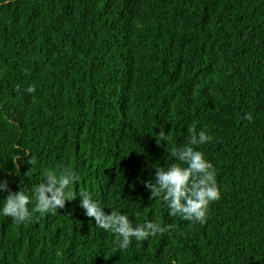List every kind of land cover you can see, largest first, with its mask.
Wrapping results in <instances>:
<instances>
[{"label": "trees", "instance_id": "trees-1", "mask_svg": "<svg viewBox=\"0 0 264 264\" xmlns=\"http://www.w3.org/2000/svg\"><path fill=\"white\" fill-rule=\"evenodd\" d=\"M193 129L219 189L204 224L143 183ZM57 165L103 211L172 227L121 249L77 195L0 216V264H264V0H0V178L15 192Z\"/></svg>", "mask_w": 264, "mask_h": 264}, {"label": "clouds", "instance_id": "clouds-1", "mask_svg": "<svg viewBox=\"0 0 264 264\" xmlns=\"http://www.w3.org/2000/svg\"><path fill=\"white\" fill-rule=\"evenodd\" d=\"M245 118L252 119L248 113H245ZM155 137L156 142L167 140L164 131H159ZM211 139L205 131L193 129L183 144L169 149L172 159L168 165H153L154 178L143 181L149 190V198H158L167 208L168 216H178L190 223L206 222L209 205L219 198V189L216 169L199 146ZM24 154L31 166L36 165L34 156L30 157L27 152ZM80 181L81 177L67 165L45 169L34 187L18 188L15 192L8 189L6 178H0V191H7V195L0 198V216L23 223L32 218L33 212L52 214L57 208H63L66 200L78 195L84 214L94 218L98 228L114 233L121 249L127 248L132 239L142 241L163 234L172 227L149 219L134 223L126 213L114 207L105 212V205L87 188L73 194L71 186L74 183L78 185Z\"/></svg>", "mask_w": 264, "mask_h": 264}]
</instances>
